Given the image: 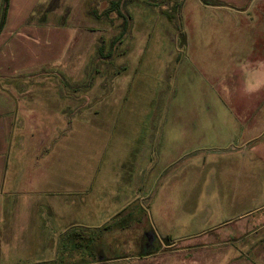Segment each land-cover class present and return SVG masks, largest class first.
<instances>
[{
  "label": "rangeland",
  "instance_id": "rangeland-1",
  "mask_svg": "<svg viewBox=\"0 0 264 264\" xmlns=\"http://www.w3.org/2000/svg\"><path fill=\"white\" fill-rule=\"evenodd\" d=\"M149 1L133 22L120 9V23L99 32L105 37L96 63L65 64L66 78L45 85L51 108L65 107L68 115V105L85 107L82 126L73 133L65 127L67 149L82 146L71 154L89 156L108 136V166L136 173L146 197L134 221H108V209L62 233L65 226L50 214L42 246H23L18 234L11 253L1 248L0 264H264V78L243 70L253 51L264 53V46L250 48L264 42V29L232 26L243 11L242 23H254L256 0L219 2L225 11L208 10L213 0ZM78 71L95 99L74 98ZM250 115L252 132L237 121ZM52 157L50 164L57 153ZM129 183L118 184L121 201ZM219 225L223 233L240 226L241 238L217 241L209 233ZM209 241L218 246H198Z\"/></svg>",
  "mask_w": 264,
  "mask_h": 264
},
{
  "label": "crops",
  "instance_id": "crops-1",
  "mask_svg": "<svg viewBox=\"0 0 264 264\" xmlns=\"http://www.w3.org/2000/svg\"><path fill=\"white\" fill-rule=\"evenodd\" d=\"M213 1L206 5L208 10L225 11V6L219 3L225 0ZM254 3V23H251L253 19L242 23V15L249 13L243 11L233 21L234 28L264 29V0ZM143 4L149 5L150 1L0 0V250L11 253V240H15L18 234L26 238L21 242L23 246H27L29 241L42 246L50 214L65 226L62 233L67 231L68 223L87 222L97 212H108V209V221L123 215L127 222L134 221L135 208L140 207L141 200L143 202L146 197L143 189L133 182L136 173L131 169L122 172L108 166V136L105 142L103 136L92 144L89 156H82L81 151L71 154L82 146L79 144L67 149L65 127L73 133L82 126L81 113L85 107L79 103L68 105V115L65 107L61 110L51 108L48 104L51 90L45 85L52 77L66 78L65 64L96 63L99 38L103 39L105 35L99 32L110 31L120 23V19L115 17L120 9L133 22L136 10L144 14L139 9ZM260 46H264V42L251 41V49ZM253 53L247 61L249 65L243 68L244 74L249 78L260 74L264 78V53ZM237 69L236 76L241 78L243 70L240 71V65ZM78 72L75 80L78 86L70 88L74 98L86 100V95H89L92 100L96 91L92 86H81L85 83L86 74L82 77V72ZM263 89L264 85L260 90ZM262 92L264 94V90ZM94 113L98 114V111ZM250 117L239 116L237 121L252 132L251 126H256V123ZM78 138L72 137L74 140ZM80 141L82 143V137ZM53 153H57V162L50 164L55 159ZM231 155L233 157L229 161H236V154ZM67 157H72V160H66ZM129 178L130 191H126L129 195L125 193L124 201H121L124 194L118 184ZM114 206L119 208L112 210ZM141 212L145 213V210ZM221 225L209 233L214 234L217 241L227 234L234 240L241 238L240 226L230 233H223ZM206 235L207 232L193 234L192 238ZM35 239L39 242H34ZM214 244L215 241H209L198 246L203 249L218 246Z\"/></svg>",
  "mask_w": 264,
  "mask_h": 264
},
{
  "label": "trees",
  "instance_id": "trees-1",
  "mask_svg": "<svg viewBox=\"0 0 264 264\" xmlns=\"http://www.w3.org/2000/svg\"><path fill=\"white\" fill-rule=\"evenodd\" d=\"M106 229V228H105Z\"/></svg>",
  "mask_w": 264,
  "mask_h": 264
}]
</instances>
